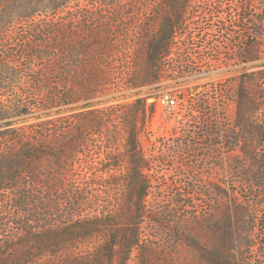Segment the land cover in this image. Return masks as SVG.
I'll use <instances>...</instances> for the list:
<instances>
[{
  "label": "rangeland",
  "instance_id": "1",
  "mask_svg": "<svg viewBox=\"0 0 264 264\" xmlns=\"http://www.w3.org/2000/svg\"><path fill=\"white\" fill-rule=\"evenodd\" d=\"M171 1L121 0L116 7L129 13L121 19L131 30L153 21L158 30L165 5L167 17L176 20ZM181 10L173 36L177 33L184 44H197L207 58L216 56L223 61L221 67L164 83V58L156 83L128 87L125 81L130 75L141 72L143 33H122L118 67L124 90L77 102L63 107L59 116L43 118L61 117L66 122L73 115V127L79 129L84 104L114 108L104 119L102 133L87 130L85 143L74 154L73 194L58 193L52 201L68 200L63 212L67 216L75 211L77 223L83 218L115 213L129 193L122 181L127 160L124 111L144 98L147 106L154 105V112L142 130H150L143 144L153 145L148 154L156 162L147 173L151 181L143 203L141 247L131 253L127 264H264V139L237 140L236 125L241 86L264 105V85L258 77L264 72V0H189ZM65 11L69 17L91 15L95 20L103 16L105 21L117 12L113 5L86 0L73 3ZM252 41L257 44L256 52L248 54L249 60L243 59ZM13 43L8 42L11 53L18 49ZM163 88L182 89L187 96L200 97L201 131L175 133L172 121L157 106L156 98ZM17 119L21 122L15 127L40 121L28 116ZM12 120L0 121V125ZM7 128L3 126L0 131ZM140 144L142 147V141ZM165 154H169V167L164 165ZM111 163L121 167L108 172ZM118 180L119 185L110 184ZM43 193L47 203V188ZM57 219L55 215L51 221ZM76 247L74 255L80 259L85 251L89 255L94 252L96 246L79 241ZM67 256L60 253L59 264Z\"/></svg>",
  "mask_w": 264,
  "mask_h": 264
},
{
  "label": "trees",
  "instance_id": "2",
  "mask_svg": "<svg viewBox=\"0 0 264 264\" xmlns=\"http://www.w3.org/2000/svg\"><path fill=\"white\" fill-rule=\"evenodd\" d=\"M80 1L0 0V121L15 119L0 125L9 127L0 131V264H59L62 252L68 254L63 264H127L131 253L141 247L140 223L149 181L139 137L154 105L147 106L141 98L124 111L127 160L122 181L129 193L110 217L106 213L79 223L74 221L75 211L67 216L63 212L68 200L55 203L52 198L63 192L73 194L74 154L85 143L87 130L102 133L104 119L114 108L84 104L79 129L73 127V115L66 122L61 117L43 118L59 116L63 107L77 102L124 90L118 67L122 33H143L141 72L130 75L125 81L128 87L156 83L181 8L189 0L170 2L175 21L167 17L165 5L158 30L155 21L131 30L121 19L129 13L116 7L121 0H86L114 6V18L106 21L103 16L93 20L91 15H66L65 10ZM11 40L18 48L12 53ZM247 48L242 57L249 60L256 42H249ZM258 77L264 85V72ZM258 99L240 87L237 140L264 139V105ZM22 116L40 121L15 127ZM120 167L111 163L108 172ZM120 181L110 184L117 186ZM44 187L49 193L47 203ZM55 215L58 219L52 222ZM79 241L94 244V252L85 251L78 259L74 254Z\"/></svg>",
  "mask_w": 264,
  "mask_h": 264
},
{
  "label": "built area",
  "instance_id": "3",
  "mask_svg": "<svg viewBox=\"0 0 264 264\" xmlns=\"http://www.w3.org/2000/svg\"><path fill=\"white\" fill-rule=\"evenodd\" d=\"M176 36H173L167 55L164 57L165 70L162 71L163 75L161 80L165 83L167 81H178L189 78L192 75L200 74L204 71H211L220 68L223 61L216 56L211 55L207 58L202 52L200 46L197 44H184ZM161 70V68H160ZM157 106L161 109V113L167 116L172 121L174 131L177 134H186L189 132L201 131L203 111L200 108V97L196 95H185L181 89L173 90L171 88H163L157 95ZM173 131V132H174ZM149 131H142L140 134V141L142 147L140 148L143 157L146 161V168L144 174L148 178L147 173L156 162L154 159L149 158V152H152L153 145L143 144L146 133ZM169 154H165L166 159L164 165L169 167ZM150 184V178H148Z\"/></svg>",
  "mask_w": 264,
  "mask_h": 264
}]
</instances>
